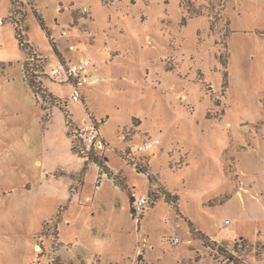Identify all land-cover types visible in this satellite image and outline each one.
Wrapping results in <instances>:
<instances>
[{
	"label": "rangeland",
	"instance_id": "obj_1",
	"mask_svg": "<svg viewBox=\"0 0 264 264\" xmlns=\"http://www.w3.org/2000/svg\"><path fill=\"white\" fill-rule=\"evenodd\" d=\"M0 264H264V0H0Z\"/></svg>",
	"mask_w": 264,
	"mask_h": 264
},
{
	"label": "built area",
	"instance_id": "obj_2",
	"mask_svg": "<svg viewBox=\"0 0 264 264\" xmlns=\"http://www.w3.org/2000/svg\"><path fill=\"white\" fill-rule=\"evenodd\" d=\"M81 11L82 14H85L86 9L83 8ZM92 68L93 62L89 58H83L74 63L57 61L50 66L49 76L57 84L70 86L73 90L71 96L72 101L79 102L81 98L79 87L85 83L89 70ZM84 124L85 127L83 129L76 131L77 133L75 134V137L79 144L82 145V148H84L82 153L89 154L92 152V149H94V146L100 147V145H102L101 135L95 122L90 121L89 123L85 122ZM98 140H100V142H97ZM158 144L159 142L157 140L144 142L137 147V152L143 153L150 151ZM147 205L148 201L146 198L133 199L131 210L137 220L140 219V216Z\"/></svg>",
	"mask_w": 264,
	"mask_h": 264
},
{
	"label": "trees",
	"instance_id": "obj_3",
	"mask_svg": "<svg viewBox=\"0 0 264 264\" xmlns=\"http://www.w3.org/2000/svg\"><path fill=\"white\" fill-rule=\"evenodd\" d=\"M26 1H28V0H26ZM34 14H35V17H36V19H37L39 25L41 26L42 30H44V31L46 32V28H45V25H44V23H43L42 17L39 16V15L35 12V10H34ZM46 35H47V37H48V39H49V34H48V32H46ZM15 37H16V40L18 41L19 47H20L22 50L27 51L29 57L33 60V56H34V55L29 54V51H31V49L28 47L27 44L24 43L23 35H22V33H21V30H20V27H19L18 24L15 25ZM51 46L53 47L54 52L57 53L53 42H51ZM25 63H26V62H25ZM25 65H26V64H24L25 75H26V78H27V81H28V84H29V87L31 88V90H32L34 93L39 94V95L41 96V98L51 97V95H50L49 93H47V92L41 87L40 82H36V80H35V76H36V74H35V72H34L35 66H31V65H32V62H31V64H30V68H27ZM226 77H227V76L224 75V84H226V80H225ZM66 121H67V123H70L71 120L69 121V120L67 119ZM74 137H75V135H74ZM75 138H76V137H75ZM75 140L77 141V139H75ZM76 143H77V142H74V146H73L74 148H76L77 145H78V144H76ZM79 145L81 146V149L78 151V154H79V155H82L81 158L85 159L84 154L82 153V150H83L84 148H82V145H81V144H79ZM90 154H92V152L88 154V157L86 158V161H87V162H88L89 160H92V159H93V158L90 156ZM124 159H125V157H124ZM95 164H97L98 167L100 166V168H102V167L104 166L103 163H101L100 161H99V162H96V161H95ZM138 169H139V171L143 172L142 170H140L141 168H138ZM143 173H144V172H143ZM121 185H122L121 187H124V184L121 183ZM164 195H165V200H166L167 202H170V203H172L174 206H176V201L171 197L170 194H168V193H164ZM140 219H141V217H140ZM202 239H203V238H202Z\"/></svg>",
	"mask_w": 264,
	"mask_h": 264
},
{
	"label": "water",
	"instance_id": "obj_4",
	"mask_svg": "<svg viewBox=\"0 0 264 264\" xmlns=\"http://www.w3.org/2000/svg\"><path fill=\"white\" fill-rule=\"evenodd\" d=\"M133 201V197H131V202Z\"/></svg>",
	"mask_w": 264,
	"mask_h": 264
},
{
	"label": "crops",
	"instance_id": "obj_5",
	"mask_svg": "<svg viewBox=\"0 0 264 264\" xmlns=\"http://www.w3.org/2000/svg\"><path fill=\"white\" fill-rule=\"evenodd\" d=\"M82 123H84V121H82Z\"/></svg>",
	"mask_w": 264,
	"mask_h": 264
}]
</instances>
